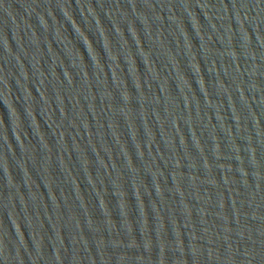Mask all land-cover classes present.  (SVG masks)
<instances>
[{"label": "water", "instance_id": "water-1", "mask_svg": "<svg viewBox=\"0 0 264 264\" xmlns=\"http://www.w3.org/2000/svg\"><path fill=\"white\" fill-rule=\"evenodd\" d=\"M0 264H264V0H0Z\"/></svg>", "mask_w": 264, "mask_h": 264}]
</instances>
